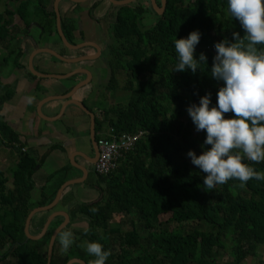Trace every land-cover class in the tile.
Returning <instances> with one entry per match:
<instances>
[{
    "label": "trees",
    "instance_id": "trees-1",
    "mask_svg": "<svg viewBox=\"0 0 264 264\" xmlns=\"http://www.w3.org/2000/svg\"><path fill=\"white\" fill-rule=\"evenodd\" d=\"M9 1L17 5L14 10L0 12V46H9L11 34L26 36L24 27L34 20L41 27L36 46L52 41L56 19L50 5L53 0H36L37 6H31L34 0ZM155 2L161 5V0ZM165 2L162 15L154 12L149 0L115 6L109 36L116 45L109 44L103 54L110 71L104 92L112 95L122 73L125 82L121 91L126 102L108 106L102 103L99 96L106 97L98 90L95 139L110 129L116 135L142 134L134 148L118 159L115 170L98 175L92 183L100 193L98 201L71 211V220L63 230L70 229L77 214L87 219V228L72 231L75 242L68 252L61 251L57 235L50 264H66L73 258L89 264L90 256L83 247L86 241H98L111 251L106 264H247L248 259L252 261L249 264H264L260 256L264 246V180L250 179L244 187L239 180H229L207 189V174L187 156L189 150L201 154L206 138L205 131H196L187 108L209 92L215 104L222 85L209 74L216 55L214 45L225 37L232 39L233 32L243 36L244 30L228 12L227 0ZM98 4L89 8V14ZM149 13L155 19L145 26L143 16ZM15 14L24 27L12 23ZM60 24L66 40L74 45L75 19L64 16ZM194 30L202 33L196 56L202 52L208 56V72H173L174 39L187 37ZM56 38L55 50L62 55L64 46L59 36ZM12 52L16 54L14 66L21 68L18 59L22 49ZM201 67L207 71L206 65ZM28 76L36 79L30 72ZM0 136L17 152L9 177L0 172V264H46L51 235L63 218L55 217L38 240H26L24 225L34 208L53 201L68 172L52 193L45 195L43 190V198L33 202L32 176L42 159L31 150L22 151L24 144L18 135L1 120ZM245 162L264 172V161ZM9 180L11 187H7ZM46 214L38 212L33 217L30 224L38 228L31 233L40 232ZM114 217L118 219L114 221ZM126 223L129 229L123 228ZM216 254L226 255L228 260L220 263Z\"/></svg>",
    "mask_w": 264,
    "mask_h": 264
},
{
    "label": "crops",
    "instance_id": "crops-1",
    "mask_svg": "<svg viewBox=\"0 0 264 264\" xmlns=\"http://www.w3.org/2000/svg\"><path fill=\"white\" fill-rule=\"evenodd\" d=\"M92 1L85 4L88 8L81 6V2L79 4L68 1L66 2L68 8L62 9L61 7L60 15L75 19L76 16H74V12L70 14L69 12L75 10V8H77L75 5L79 4L78 11L81 10V12L78 15L81 18L82 25L75 19L76 28L73 31L74 37L76 40L83 38L87 41L97 43L102 40L100 34L102 27L100 26L101 17L95 10L104 4L95 7L94 15L92 14L93 17H91V23L85 28L83 18H85L86 12H88L87 9L92 5ZM63 5L64 4H62V6ZM36 31L38 30L36 29ZM85 31L91 34L89 38L87 35H84ZM37 35L38 33L35 34L34 37L32 36V39L25 38L24 43L21 42L20 44V42H18L13 47L10 45L7 47L0 46V92L3 91V93L0 94V98H2V102L0 103V120L4 122L12 132L18 135L19 141L24 144L23 149L33 151L38 158L42 159L32 176L34 183L32 192L33 202L43 198L41 196L43 190L45 195L52 193L54 185L63 179L62 177L65 172H68V179L65 181L76 178L79 179V172L74 169H65L71 166L69 165V161L78 163L79 157L76 156V153L83 152L86 149L90 136V117L74 104H71L70 100L81 103L84 102L86 106L91 109V111H89L94 114L98 112L96 110V103L97 100L101 98L100 96L98 98V90L101 91L99 89L100 83L98 80L101 74L97 76L100 67L95 61L86 62V64L82 62L70 64L58 61L53 58V56L46 53H39L33 57L32 65L34 69L42 74L64 75L81 69L91 73L92 76L89 83L78 88L69 99L62 98V96L69 93L77 83L86 79L84 74L77 72L76 74L78 77L73 81L70 80V78L54 79L36 77V79H33L29 77L28 72L30 71L28 69V61L32 53L40 48L49 49V45L53 46L57 43L54 37L52 41H49L50 44L48 42L46 45L39 44L36 46V41L33 39L37 37ZM19 48L22 49V55L18 59L21 68L6 66L9 60L6 61V57H4L3 53H6L9 57L13 53V50L15 51V49ZM63 52L65 54L66 51ZM75 53V55L69 58L71 59L79 55L94 56L93 51L91 52L88 49L76 51ZM64 56L66 57V55ZM68 89H70L69 92L65 93ZM51 97L60 98L53 100L50 99ZM44 101L46 102L43 103ZM42 103L43 105H41ZM84 103L83 105L85 106ZM38 108H40L41 114L38 112ZM16 156L17 152L14 150V147L6 143L0 136V172L6 177L10 175V163L16 162ZM10 160L11 162H9ZM51 175L54 176L53 179H49ZM83 182L84 181L70 185L64 189L56 205L50 210L45 211L47 212L45 215V222L55 213H68L70 222L71 217L69 212L71 211V204L73 200L79 199L84 192L88 194L87 203L85 204L95 203L97 201V199H93L95 197V189L97 190V188L89 185V182ZM7 187H11V184L8 183ZM35 215L33 217H35ZM58 216L60 215L53 216L51 221ZM83 221L85 222L87 219L77 214L75 220L70 225V230L83 229L84 225H81ZM44 224L41 226L40 232ZM37 228L38 225L31 226V224H29L30 234L33 236L38 235L40 232L38 234L31 233V230Z\"/></svg>",
    "mask_w": 264,
    "mask_h": 264
},
{
    "label": "clouds",
    "instance_id": "clouds-1",
    "mask_svg": "<svg viewBox=\"0 0 264 264\" xmlns=\"http://www.w3.org/2000/svg\"><path fill=\"white\" fill-rule=\"evenodd\" d=\"M227 10L238 19L244 35L233 32L232 39L225 37L214 45L216 55L209 74L222 82L216 103L209 92L187 108L196 131L206 132L201 154L189 150L187 156L207 174V189L229 180H239L241 187L250 179L264 180V172L245 162L264 161V0H227ZM201 37L194 30L174 39L173 72H208V56L203 52L196 56ZM229 113L232 115L227 116ZM58 239L62 252H68L75 242L70 229L60 231ZM85 243L87 253L94 257L89 264H106L111 251L98 241Z\"/></svg>",
    "mask_w": 264,
    "mask_h": 264
},
{
    "label": "water",
    "instance_id": "water-1",
    "mask_svg": "<svg viewBox=\"0 0 264 264\" xmlns=\"http://www.w3.org/2000/svg\"><path fill=\"white\" fill-rule=\"evenodd\" d=\"M59 1H62V0H55L54 11H55V15H56V28H57L58 36H59L61 42L63 43V45L65 47H68L69 49H72V50H77V49H79L81 47H84V46H92L93 48H95L97 50L96 56H80V57H77V58L70 59V58L62 57L61 55H59L58 53L54 52L51 49L40 48V49H36L32 53V55L30 56L29 61H28V69H29L30 73L33 76L39 77V78L67 79V78H70L71 76H73L74 74H76L77 72L81 73V74H84L86 76V79L84 81L78 83L69 93H67L66 95L62 96V98L69 99V97H71V95L78 88H80L83 85L89 83V81L91 80V74L89 73V71L81 69L79 71H74V72H71V73H68V74H64V75L42 74V73L37 72L34 69V67L32 65L33 57L36 56L39 53H46V54H49V55L53 56V58H55L58 61H61V62H64V63H70V64H72V63L73 64H77V63L89 61V60H92V59L98 57L99 49H98V47L96 45H94L92 43H84V44H80V45H77V46H72V45H70L67 42V40H66L62 30H61V27H60V15H59V12H58V2ZM67 1H71L73 3H80V2H83L85 0H67ZM108 1H109L110 4H112V5L116 6V7H120V6L129 5V4L133 3V2H135L136 0H120V1L108 0ZM149 2H150V4H151V6H152V8H153L155 13H157L158 15H162L163 14V12L165 10V4H166L165 0H161V5L160 6H158L156 4L155 0H149ZM57 98H60V97H51L50 99L56 100ZM45 102L46 101H44L43 103H45ZM70 102H71V104H74L76 107L81 109L84 113H86L90 117V130H89L90 136H89V139H90V142L93 145H96L95 131H94V126H95L94 114L91 113L83 105V103L77 102V101H73V100H70ZM43 103L41 105H43ZM38 112L41 114L40 108H38ZM76 156L82 158V157H84V153L83 152H77ZM71 165H72L71 166L72 169H74L75 171H79L82 174L81 175L82 177H80L79 179L76 178V179H70L68 181H65L60 186V188L57 190L53 201L49 205L33 209L28 214V216L26 218V221H25L24 234H25L26 240H29V239L30 240H38L45 234V232H46V230L48 228V225L50 224L51 219L53 218V216L60 215V216L63 217V222L54 230V232L51 235V238H50V241H49V244H48V249H47V263L46 264H50V259H51V255H52V248H53V243L55 241V238L58 235V233L66 227V225L69 222V217H68V215L66 213H55L54 215L50 216L47 219V221L45 222L44 227L42 228L41 232L38 235H36V236H32L29 233L30 220L32 219V217L36 213L48 211L51 208H53L56 205V203L59 201L60 196H61L62 192L64 191V189L66 187H68L70 185L78 184V183H81L82 181H84V179L86 178V174H87L86 173V169L82 165H80L78 163H74L73 161H72ZM66 264H85V263L82 260H80V259L73 258V259H70Z\"/></svg>",
    "mask_w": 264,
    "mask_h": 264
},
{
    "label": "rangeland",
    "instance_id": "rangeland-1",
    "mask_svg": "<svg viewBox=\"0 0 264 264\" xmlns=\"http://www.w3.org/2000/svg\"><path fill=\"white\" fill-rule=\"evenodd\" d=\"M137 1V0H136ZM64 2L66 3V2H68V1H62L61 2V4L59 5V9H60V11L59 12H61V7H62V9H65V8H68L67 7V5L66 4H64ZM140 2V1H139ZM71 3H73V2H71ZM137 3V2H136ZM37 6V1L36 0H34L33 2H32V5L31 6H35V5ZM62 4H64L63 6H62ZM135 4V3H134ZM17 5V4H16ZM15 4H13V3H11L9 0H1L0 1V12H3V10L5 9V8H9V9H12V10H14L13 8L16 6ZM107 7V12H108V14H107V12L104 14V12H103V10L105 9ZM95 11H97V13L100 15V26L102 27V30H100V34H101V37H102V40H104L103 41V43L104 44H110V45H112V46H115L116 44L115 43H112V39H110V37H109V33H110V30H109V25L110 24H112V22H113V20H114V13H115V6L114 5H110V4H107V3H104V5H102V6H100V7H98V9L97 10H95ZM81 12V10L80 11H78L77 10V8H75V10H74V16H76L75 17V19H76V21H78V23H80L81 25H82V22H81V18H80V16L78 15L79 13ZM100 12V13H99ZM102 12V13H101ZM92 14H93V11H92V13L91 14H89L88 12H86V14H85V18H83V23H84V27L86 28V26H88V25H90V23H91V17H92ZM96 15V14H95ZM17 16H16V14L15 15H13L12 16V23L14 24V23H16V21H17ZM154 19H155V16L154 15H152L151 13H149V14H145L144 16H143V20H142V22H143V24L145 25V26H149V25H151L152 23H153V21H154ZM18 26H21V28L22 27H24V25H22L21 23H19V24H17ZM31 25V24H30ZM101 27H100V29H101ZM40 28V27H39ZM36 29H38L37 27H35V26H31V31H29V35L27 36V37H34V35L35 34H37V33H40L39 31H36ZM89 34V35H88ZM84 35H87V37L89 38L90 36H91V34L90 33H88L87 31H85V33H84ZM11 39H9L10 40V46L11 47H13V46H15L18 42H22V43H24V40H25V38L26 37H23L22 36V33H16V34H14V35H12L11 34ZM9 38V37H8ZM54 38V37H53ZM52 38V39H53ZM8 40V41H9ZM56 42L58 41V39L55 37V39H54ZM21 44V43H20ZM49 44H50V42H49ZM49 46H51V45H49ZM63 49L66 51L65 52V55H68L67 57H70V56H72V55H75L76 53V50H72V49H69L68 47H63ZM90 50V49H89ZM91 51V50H90ZM92 52V51H91ZM3 55H4V57H6V61L7 60H9L8 62H7V64H6V66H10L11 68L12 67H16V66H14V57H15V55L16 54H14V52L8 57L7 55H6V53H3ZM94 56H96V54H94ZM104 58L106 57V55L105 56H103ZM90 61H92V62H94L95 61V63L96 64H98L99 65V67H100V71L97 73V76H100V74H101V77H100V79L98 80V82L100 83V86H99V89L102 91L101 93H104V95H105V100L103 99V97H101V100L103 101L102 103H104V104H106V105H108V106H112L113 104H115L116 102L118 103H122V104H124L125 102H126V95H123L122 93H124V92H122L121 91V89H122V87L124 86V82H125V75L124 74H120V76H118V84H117V86L115 87V89L113 90V92H112V95H110V93H107L106 91L104 92V88H105V85L107 84V82H108V78H109V73H108V71H105L106 69H104V67H102V58H96V59H93V60H90ZM90 61H85V62H82V63H85L86 64V62H90ZM85 80V79H84ZM83 80V81H84ZM80 83V82H79ZM78 84V83H77ZM76 84V85H77ZM3 93V91L2 92H0V94H2ZM97 110V109H96ZM97 114H98V112H96ZM97 137H99V135H97ZM9 162H11V160L9 161ZM72 164V162L71 161H69V165H71ZM15 166V163L14 162H11L10 163V167H9V173L11 172V170L13 169V167ZM72 166V165H71ZM45 169V168H44ZM45 170H47V169H45ZM8 176V175H7ZM9 177V176H8ZM9 184H11V180H9V182H8ZM8 183H7V185H8ZM75 186H78V185H75ZM94 190V189H93ZM97 191V192H96ZM91 193L93 194V192L91 191ZM94 198L93 199H97V201H98V199H99V197H100V193H99V191L98 190H96L95 189V193H94ZM87 197H88V194H86L85 192L84 193H82V195H81V197L79 198V199H76V200H73V203L71 204V211H74L75 209H78V207L80 206V205H82V204H85V203H87L86 201H87ZM92 199V200H93ZM96 201V202H97ZM71 211L69 212V214H71ZM67 215H68V213H67ZM167 218V217H166ZM118 219V217H114V221H116ZM165 218H162V220H164ZM81 225L84 227L83 229H80V230H84V229H86L87 228V222L85 221H83L82 223H81ZM59 226V225H58ZM123 228L124 229H129V225L126 223V224H124L123 225ZM83 247H84V249H85V252L87 253V251H86V243L85 242H83ZM88 254V253H87ZM89 255V254H88ZM90 256V260H92V259H94V257L93 256H91V255H89ZM260 256H261V258H263L264 259V246H262L261 248H260ZM216 258H217V260L220 262V263H224L225 261H227L228 260V256H223L222 257V255H220V254H216ZM247 264H249V263H252V261H251V259H248L247 260V262H246Z\"/></svg>",
    "mask_w": 264,
    "mask_h": 264
},
{
    "label": "flooded vegetation",
    "instance_id": "flooded-vegetation-1",
    "mask_svg": "<svg viewBox=\"0 0 264 264\" xmlns=\"http://www.w3.org/2000/svg\"><path fill=\"white\" fill-rule=\"evenodd\" d=\"M62 1H66V0H62ZM62 1H59L58 2V12H59V4H61V2ZM92 0H85V1H83V2H81L82 4H81V6H84L85 8H88L85 4H87L88 2H91ZM93 3H92V5L90 6V7H93V5H94V3L95 2H98L99 4L97 5V6H100L101 4H104V3H109V1L108 0H93L92 1ZM54 4H55V0H53L52 1V3L50 4V5H52V7H53V9H54ZM64 4H66L65 2H64ZM80 4V3H79ZM79 4H77V5H79ZM96 6V7H97ZM79 7V6H78ZM89 7V8H90ZM94 9L95 8H93V13H94ZM79 10V9H78ZM88 10V13H89V9H87ZM74 12V10L72 11V12H69V14L70 13H73ZM107 12V7H106V9H105V11H104V14ZM61 13L59 12V15H60ZM107 14H108V12H107ZM94 15V14H93ZM93 15H92V17H93ZM64 17V15L62 16V15H60V22H61V19ZM114 21V20H113ZM19 23H21V21H20V19L19 18H17V21H16V23H14V25L15 24H19ZM22 24V23H21ZM31 24V25H30ZM30 24L28 25V26H25L24 28L26 29V31H27V35L26 36H23V37H26V38H29V37H27L28 35H29V30H30V28H31V26H35V27H37L38 29V31L40 32L41 31V27L38 25V22L37 21H32V22H30ZM13 25V24H12ZM23 25V24H22ZM40 27V28H39ZM60 27H61V24H60ZM62 30V29H61ZM54 33H53V35L51 36L52 38L53 37H57L58 36V32H57V28H56V19H55V31H53ZM39 35H40V33H38V35H37V37H35L33 40L34 41H38V39H39ZM110 37V36H109ZM30 39H32V37H30ZM111 39V38H110ZM74 41H76V43L74 44V45H72V44H70V45H72V46H77V45H80V44H84V43H92V44H94V45H96L97 47H98V49H99V55H98V57H96V58H102V67H104V69H106L105 71H108V73H109V78H110V71H109V69L107 68V64H106V62H105V58L103 57V56H105V55H103L104 53H106V51H107V49H108V45L109 44H104L103 43V41L104 40H101V41H99V42H93V41H87V40H85V39H83V38H80V40H76L75 38H74ZM58 42V41H57ZM68 42V41H67ZM21 43V42H20ZM62 43V42H61ZM63 44V43H62ZM64 46V45H63ZM49 47V46H48ZM50 48H52L51 50H53L54 52H56V53H58L57 51H55L54 49H56L55 47H54V45L52 46H50ZM49 48V49H50ZM86 49H90L91 51H93V54H96L97 53V50L95 49V48H93L92 46H84V47H81V48H79V49H77L76 51H81V50H86ZM65 51V50H64ZM59 55H61V54H59ZM65 54H64V52H63V54L61 55L62 57H65L64 56ZM68 55H66V57L65 58H69V57H67ZM80 56H86V55H79V56H77V57H80ZM89 56V55H88ZM77 57H73V58H77ZM73 58H71V59H73ZM96 58H94V59H96ZM93 60V59H92ZM90 61V60H89ZM91 62V61H90ZM90 73V72H89ZM91 74V73H90ZM92 76V75H91ZM108 78V79H109ZM22 151H24V149H22ZM83 153H84V157H79V162H78V164H80V165H82L85 169H86V178L84 179V182L83 183H85V182H89V185H92V183H94V181H95V179L97 178V174H95L94 173V171H93V165H94V163L96 162V160H97V156H98V153H99V150H98V146H97V140H96V145H93L91 142H90V139H89V141H88V144H87V146H86V149L83 151ZM77 172H79V171H77ZM80 173V172H79ZM82 174L80 173V176H79V178L80 177H82L81 176ZM91 181V182H90ZM96 188V187H95ZM62 195V194H61ZM36 208H38V207H36ZM35 209V208H34ZM83 217V216H82ZM63 222V221H62ZM61 222V223H62ZM60 223V224H61ZM59 224V225H60ZM58 227V226H57ZM56 227V228H57ZM30 233V232H29ZM33 236V235H32Z\"/></svg>",
    "mask_w": 264,
    "mask_h": 264
},
{
    "label": "built area",
    "instance_id": "built-area-1",
    "mask_svg": "<svg viewBox=\"0 0 264 264\" xmlns=\"http://www.w3.org/2000/svg\"><path fill=\"white\" fill-rule=\"evenodd\" d=\"M142 133L137 135L131 134H114L110 129L108 132L99 134L97 139L98 156L93 165V171L99 176H105L117 167V161L123 153L131 151L135 143L141 137Z\"/></svg>",
    "mask_w": 264,
    "mask_h": 264
}]
</instances>
